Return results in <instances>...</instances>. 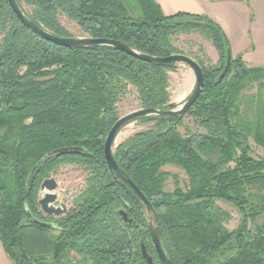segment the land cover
I'll use <instances>...</instances> for the list:
<instances>
[{"label": "trees", "instance_id": "16d2710c", "mask_svg": "<svg viewBox=\"0 0 264 264\" xmlns=\"http://www.w3.org/2000/svg\"><path fill=\"white\" fill-rule=\"evenodd\" d=\"M16 1L53 34L71 36L59 22L62 13L87 36L119 40L151 56L183 53L172 39L195 29L219 59L212 64L193 56L204 85L183 117H141L147 127L113 149L150 202L149 224L143 202L109 170L103 145L127 86L142 108L170 106L169 73L178 64L141 60L110 45H57L0 0V244L12 264H147L141 239L152 264H161L153 230L174 264H264V157H253L250 145L252 139L264 147V66L233 56L226 34L208 16L166 15L156 0ZM226 51L231 65L217 81ZM185 117L194 128L182 133ZM69 162L88 170L85 194L54 227L38 226L29 215L45 221L40 184ZM165 165L184 171L183 187L166 189ZM216 200L238 209L237 227H226L229 213Z\"/></svg>", "mask_w": 264, "mask_h": 264}, {"label": "water", "instance_id": "95a60500", "mask_svg": "<svg viewBox=\"0 0 264 264\" xmlns=\"http://www.w3.org/2000/svg\"><path fill=\"white\" fill-rule=\"evenodd\" d=\"M8 4L12 8L18 20L24 24L31 31L39 35L41 38L46 39L50 42H53L57 45L64 46L67 48H84L93 45H110L117 49L123 50L130 55L135 56L141 60H146L150 62L160 63V64H184L189 67L194 74V86L192 91L188 96L183 100V102L176 106L174 103H171L168 108H140L129 113L120 116L115 123L109 129L103 145L104 159L109 168V170L117 177H119L133 192V194L143 202L147 208V220L149 224H152L151 218V205L144 193L139 189V187L132 181V179L122 170L118 165L116 159L113 155V149L116 146L115 140L121 130V128L128 123L137 120L145 116H162V117H183L189 108L194 104L198 99L201 90L204 85V79L202 74V68L200 64L195 60V58L190 55L183 53H174L167 56H151L142 52H139L133 49L129 44L124 43L119 40L102 38V37H73V36H59L47 31L45 28L37 25L32 20L28 19L24 14L23 10L19 6L16 0H7ZM231 65V53L226 51L225 64L218 75L217 81H221L227 74L229 67ZM61 151H66L61 150ZM49 155V154H48ZM46 157V156H45ZM57 182L54 177L44 178L40 184V192H43L42 196L38 200L39 207L42 212L48 215H60L64 214L67 210L65 203H59L55 205L57 200L56 194ZM119 214L126 223L135 224V220L129 217L128 213L125 210L120 209ZM32 222L41 227L52 228L55 225L52 222L39 220L32 215H29ZM152 243L157 255L158 260L161 264H174L165 254V251L162 248L161 242L155 230L151 233ZM140 249L144 259L147 261V264H152L153 258L147 252L146 246L143 241H140Z\"/></svg>", "mask_w": 264, "mask_h": 264}, {"label": "rangeland", "instance_id": "374dc122", "mask_svg": "<svg viewBox=\"0 0 264 264\" xmlns=\"http://www.w3.org/2000/svg\"><path fill=\"white\" fill-rule=\"evenodd\" d=\"M59 22L67 30V33L69 35L73 37L87 36L86 33L81 31V29L75 22H73L71 19H69L66 15L62 13H60L59 15ZM172 41L174 45H176L179 50L183 52V54H187L190 56L192 55V57L199 56L201 58H204V60L205 58H208L209 62L212 64L217 63L219 59V54L216 48L198 30L187 29L179 31L173 37ZM188 68L189 67L184 64H178L176 70L169 73L170 81L168 89L170 92V102L174 103L176 106H179L183 102V100L192 91L194 86L192 85V83L189 84L187 80V72H185V70H187ZM140 108L142 107L138 100L136 91L132 87L127 86L125 94L117 104L118 116H123L126 113ZM183 124L184 125L179 126V130L182 133L185 132L186 127L190 129L194 128L192 120L188 117H185L183 119ZM145 127H147L146 124H140L137 120L128 123L127 125L123 126L119 131L115 140V145L117 146L119 143L128 138L131 134ZM250 145L251 155L253 157H264L263 146L256 144L252 139H250ZM162 169L170 174L166 181L167 190H172L176 183L183 187L186 181V175L182 169L174 165H165ZM88 176L89 173L85 166L76 162L61 163L60 165H58L50 173L49 176L54 177L57 182V188L55 190L57 194V200L54 204L58 205L59 203H65L67 212L71 208H74L78 204V200L85 194ZM42 194L43 192H39L38 200L42 196ZM215 202L218 206H220L222 209L226 210L229 213V218L225 222L226 227L230 230L237 227L240 222V214L238 209L232 203L226 202L224 200H216ZM63 215L64 214L50 215L48 217L50 220L48 221L54 222L56 219ZM140 241L144 242L143 239H141ZM70 254L72 258H75L77 260L80 258V256L74 251H71ZM0 264H12L10 258L4 253L1 244Z\"/></svg>", "mask_w": 264, "mask_h": 264}, {"label": "crops", "instance_id": "0c3cea01", "mask_svg": "<svg viewBox=\"0 0 264 264\" xmlns=\"http://www.w3.org/2000/svg\"><path fill=\"white\" fill-rule=\"evenodd\" d=\"M156 2L166 15L187 12L208 16L218 23L226 34L233 56L240 55L247 66H264V0H156ZM185 72L189 84L194 85L192 70L188 68Z\"/></svg>", "mask_w": 264, "mask_h": 264}, {"label": "flooded vegetation", "instance_id": "af4514ba", "mask_svg": "<svg viewBox=\"0 0 264 264\" xmlns=\"http://www.w3.org/2000/svg\"><path fill=\"white\" fill-rule=\"evenodd\" d=\"M66 212H67V210H66ZM65 212V213H66ZM64 213V214H65ZM42 214H43V219H45V221H48V220H50L48 217L50 216V215H48V214H46V213H44V212H42Z\"/></svg>", "mask_w": 264, "mask_h": 264}, {"label": "bare ground", "instance_id": "6f19581e", "mask_svg": "<svg viewBox=\"0 0 264 264\" xmlns=\"http://www.w3.org/2000/svg\"><path fill=\"white\" fill-rule=\"evenodd\" d=\"M121 138V137H120ZM118 139H119V137H118Z\"/></svg>", "mask_w": 264, "mask_h": 264}]
</instances>
